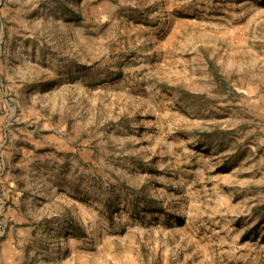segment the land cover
<instances>
[{
    "label": "rangeland",
    "instance_id": "rangeland-1",
    "mask_svg": "<svg viewBox=\"0 0 264 264\" xmlns=\"http://www.w3.org/2000/svg\"><path fill=\"white\" fill-rule=\"evenodd\" d=\"M0 264H264V0H0Z\"/></svg>",
    "mask_w": 264,
    "mask_h": 264
},
{
    "label": "bare ground",
    "instance_id": "bare-ground-1",
    "mask_svg": "<svg viewBox=\"0 0 264 264\" xmlns=\"http://www.w3.org/2000/svg\"><path fill=\"white\" fill-rule=\"evenodd\" d=\"M74 243H75V242H74V240H73V242H72L71 246H69V247H72V246L74 245Z\"/></svg>",
    "mask_w": 264,
    "mask_h": 264
}]
</instances>
